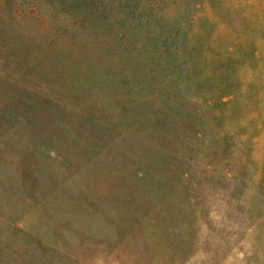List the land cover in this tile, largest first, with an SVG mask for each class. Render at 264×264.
I'll use <instances>...</instances> for the list:
<instances>
[{
  "label": "rangeland",
  "instance_id": "obj_1",
  "mask_svg": "<svg viewBox=\"0 0 264 264\" xmlns=\"http://www.w3.org/2000/svg\"><path fill=\"white\" fill-rule=\"evenodd\" d=\"M0 264H264V0H0Z\"/></svg>",
  "mask_w": 264,
  "mask_h": 264
}]
</instances>
